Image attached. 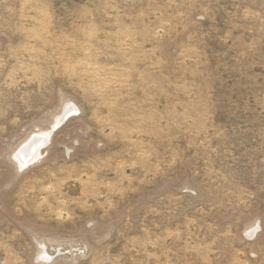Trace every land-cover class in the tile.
<instances>
[{
    "label": "rangeland",
    "instance_id": "rangeland-1",
    "mask_svg": "<svg viewBox=\"0 0 264 264\" xmlns=\"http://www.w3.org/2000/svg\"><path fill=\"white\" fill-rule=\"evenodd\" d=\"M0 264H264V0H0Z\"/></svg>",
    "mask_w": 264,
    "mask_h": 264
},
{
    "label": "bare ground",
    "instance_id": "bare-ground-1",
    "mask_svg": "<svg viewBox=\"0 0 264 264\" xmlns=\"http://www.w3.org/2000/svg\"><path fill=\"white\" fill-rule=\"evenodd\" d=\"M45 136L43 138H41L38 143L36 144V146L34 147L35 152H38V150L42 147V145L44 144L42 141L45 140ZM20 154V149L18 151V155Z\"/></svg>",
    "mask_w": 264,
    "mask_h": 264
}]
</instances>
